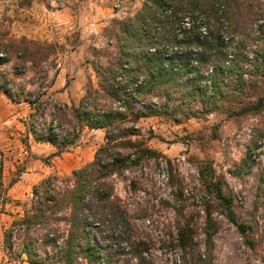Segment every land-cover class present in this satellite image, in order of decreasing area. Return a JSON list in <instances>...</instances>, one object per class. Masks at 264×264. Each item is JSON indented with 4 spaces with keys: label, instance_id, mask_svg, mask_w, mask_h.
<instances>
[{
    "label": "trees",
    "instance_id": "trees-1",
    "mask_svg": "<svg viewBox=\"0 0 264 264\" xmlns=\"http://www.w3.org/2000/svg\"><path fill=\"white\" fill-rule=\"evenodd\" d=\"M264 3L260 0H144L133 15L114 22L117 52L106 64L95 65L97 84L90 82L79 104L56 106L54 119L35 138L66 149L77 134L61 133L63 123L104 129L105 143L93 160L70 175H50L35 184L24 215L4 231L9 248L13 236H22L21 253L31 264H154L150 246L134 235L127 209L115 194L112 177L147 159L158 165L171 160L141 138L136 123L143 117L164 116L176 122L223 110L237 119L264 118ZM8 90H6L7 92ZM9 94V93H7ZM31 103L34 101L31 100ZM57 121V122H55ZM250 149L264 141V122L258 124ZM60 129V130H59ZM140 137V138H139ZM247 156L240 170L253 165ZM172 172V170H171ZM175 199L182 203L183 186L171 173ZM203 188L212 199L203 205L204 248L194 243L197 232L187 219H177V242L183 264H214V235L220 224L213 216L216 204L236 225L248 246L255 226L239 221L233 198L220 180L200 172ZM264 195V171L257 204ZM175 205L179 216L183 206ZM67 227L61 228L60 223ZM54 249L41 255L33 232ZM19 233V234H18Z\"/></svg>",
    "mask_w": 264,
    "mask_h": 264
},
{
    "label": "rangeland",
    "instance_id": "rangeland-1",
    "mask_svg": "<svg viewBox=\"0 0 264 264\" xmlns=\"http://www.w3.org/2000/svg\"><path fill=\"white\" fill-rule=\"evenodd\" d=\"M143 2L0 0V264H31L21 253V235L13 236L9 248L3 237L5 229L24 215L33 186L50 175H70L93 160L106 141L104 129L82 126L74 131L63 123L60 135L65 131L77 135L58 152L53 144L35 138L32 122L39 133L53 121L56 106L79 104L90 82L97 84L95 65L106 64L117 52L114 22L133 15ZM260 23L264 25V12ZM261 122L264 118L259 116L237 119L216 110L180 123L164 116L143 117L136 123L141 138L171 160V170L183 186L181 203L175 199L170 167L154 159L111 179L131 217L135 237L149 244L148 256L154 264H183L184 251L176 240L178 217L195 226L194 243L204 248L203 205L213 199L201 184L200 172L220 180L232 195L239 221L255 226L249 232L253 249L213 205V216L220 224L214 235V264H264V195L256 206L264 141L249 147ZM247 156L253 165L246 172L233 173ZM180 203L181 216L175 208ZM60 227L66 228L67 223L61 222ZM40 232L35 229L33 234L39 256L46 257L54 249L38 238ZM123 259L126 256L117 264H125ZM78 264L87 263L80 259ZM130 264L137 262L132 259Z\"/></svg>",
    "mask_w": 264,
    "mask_h": 264
},
{
    "label": "built area",
    "instance_id": "built-area-1",
    "mask_svg": "<svg viewBox=\"0 0 264 264\" xmlns=\"http://www.w3.org/2000/svg\"><path fill=\"white\" fill-rule=\"evenodd\" d=\"M3 129V127L2 126H0V130H2Z\"/></svg>",
    "mask_w": 264,
    "mask_h": 264
}]
</instances>
